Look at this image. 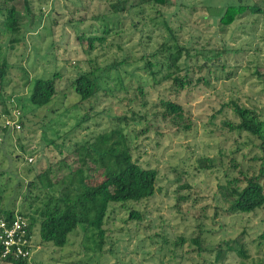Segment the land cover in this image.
<instances>
[{"label": "rangeland", "instance_id": "1", "mask_svg": "<svg viewBox=\"0 0 264 264\" xmlns=\"http://www.w3.org/2000/svg\"><path fill=\"white\" fill-rule=\"evenodd\" d=\"M168 1L148 7L130 6L136 0H0V10L14 7L18 22L7 30L0 12V209L28 212L24 195L55 194L60 182L47 189L30 181L47 168L51 184L61 179L77 166L78 144L96 148L87 173L90 182L100 180L113 165L106 151L117 131L131 160L156 170L149 198L108 204L100 249L90 228H77L59 248L38 243L34 226V246L23 264H264L257 239L264 204L231 212L225 197L228 182L257 172L259 140L223 124L237 120L231 102L264 119V0ZM116 2L123 10L110 8ZM229 4L260 12L244 10L221 25L218 15ZM87 37L102 40L94 38L89 48ZM167 48L187 80L180 88L162 78L173 67L153 68V75L144 69ZM95 68L94 74L106 69L100 87L80 101L69 80ZM38 77L54 82L43 105L29 101ZM160 100L179 104L189 126L160 118ZM129 209L140 218H128ZM199 231L197 248L192 239ZM237 244L245 258L236 254Z\"/></svg>", "mask_w": 264, "mask_h": 264}, {"label": "trees", "instance_id": "2", "mask_svg": "<svg viewBox=\"0 0 264 264\" xmlns=\"http://www.w3.org/2000/svg\"><path fill=\"white\" fill-rule=\"evenodd\" d=\"M9 1V0H3ZM123 2V1H122ZM110 4V8L114 10H123L124 5ZM141 4L144 6H164L169 4L168 0H136L135 6ZM250 10L252 12L260 9L256 6H249L247 4H229L225 5L223 12L218 15V22L221 25L230 24L237 15L241 14L244 10ZM1 13H5V18L2 21L4 27L9 31H14L17 28L16 11L12 5L4 6ZM163 24L167 26L165 19L162 20ZM77 38H84L82 33L77 34ZM96 38L102 40L101 37H87L88 47L91 48L92 41ZM176 49H182L181 46L176 45ZM168 48L165 53L161 54L160 60H156L154 64L150 61L144 62V69L148 70L150 74L153 73V68L156 71L161 66L167 70L173 67L171 72L177 73L179 71V65L176 64V60H173L168 53ZM95 69L89 71H80L69 80V87L73 93L78 96L80 101L87 99L95 94L99 89V76L103 74L105 70H101L98 74L95 73ZM171 72H165L162 78L171 79L173 84L180 88L185 83V74L178 75L171 74ZM4 73V66L0 65V77ZM139 88V87H138ZM54 93L53 77L50 78H35L33 80L29 101L34 105H43L50 101ZM159 116L162 119L167 120L174 126H183L187 128L189 123L184 121L186 117L183 116L182 108L179 104L170 100H160ZM230 108L236 117V121H223L224 126L229 130L245 131L259 140V146L262 151L261 162L259 164L256 173L250 175L242 174L240 178H235L228 182L226 188V199L228 200L227 211L248 213L253 211L264 204V119L259 118L258 114L253 110L238 105L235 102H231ZM84 118V116L82 117ZM125 117H117V119H124ZM117 136L111 143V149L107 152L113 160L112 167L106 172V175L100 180L90 182L88 180L89 167L88 158L93 159L91 154H95V147L89 144H78L74 147V153L78 161L77 166L68 167L64 176L55 183H50L47 178V168L35 176L36 180H31V185L34 186V181H41L50 189L53 184H59L56 189V193H43V196L36 195H24L22 200L27 202L26 209L31 211L18 212L24 215L28 220V230L31 234V228L36 226L38 243H48L54 247H62L68 242V236L75 232L77 228L81 231L86 229H92L97 235L98 240L96 246L100 249V245L103 239L102 223L105 215V211L108 204L112 203H125L127 201L138 202L143 199L149 198L155 191V179L156 170L154 168L141 167L138 163L131 160L129 155V148L126 146L125 138L120 131L115 133ZM99 155V154H98ZM65 177V180H62ZM243 182V185L239 186L237 183ZM13 209H0V214L5 217H9ZM128 218H140L139 214L129 209ZM258 242L264 247V230L257 235ZM181 240V238L179 239ZM192 242L197 248L200 247V231L192 239ZM224 243L227 250L231 249L227 245L226 241L218 242ZM221 251L220 248L216 250V255ZM235 252L241 258L247 256L246 250L242 244H237ZM9 260V259H8ZM13 264H23L27 260H13L10 259ZM243 264V263H241Z\"/></svg>", "mask_w": 264, "mask_h": 264}, {"label": "built area", "instance_id": "3", "mask_svg": "<svg viewBox=\"0 0 264 264\" xmlns=\"http://www.w3.org/2000/svg\"><path fill=\"white\" fill-rule=\"evenodd\" d=\"M33 246L24 215L14 210L9 217L0 214V263H12L10 259L28 260Z\"/></svg>", "mask_w": 264, "mask_h": 264}]
</instances>
